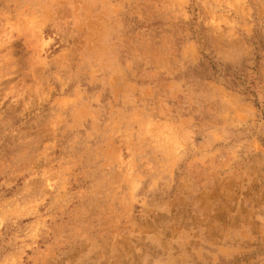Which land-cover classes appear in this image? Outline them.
<instances>
[{
    "label": "rangeland",
    "instance_id": "374dc122",
    "mask_svg": "<svg viewBox=\"0 0 264 264\" xmlns=\"http://www.w3.org/2000/svg\"><path fill=\"white\" fill-rule=\"evenodd\" d=\"M0 264H264V0H0Z\"/></svg>",
    "mask_w": 264,
    "mask_h": 264
}]
</instances>
